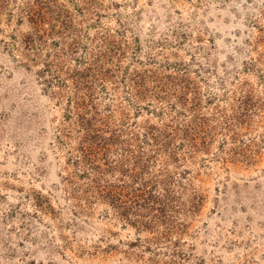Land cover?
I'll use <instances>...</instances> for the list:
<instances>
[{
  "label": "rangeland",
  "instance_id": "obj_1",
  "mask_svg": "<svg viewBox=\"0 0 264 264\" xmlns=\"http://www.w3.org/2000/svg\"><path fill=\"white\" fill-rule=\"evenodd\" d=\"M0 264H264V0H0Z\"/></svg>",
  "mask_w": 264,
  "mask_h": 264
}]
</instances>
